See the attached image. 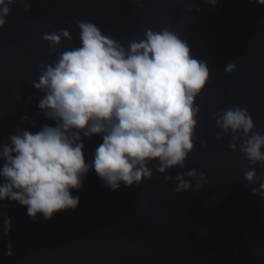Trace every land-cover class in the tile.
Instances as JSON below:
<instances>
[{
  "label": "water",
  "instance_id": "obj_1",
  "mask_svg": "<svg viewBox=\"0 0 264 264\" xmlns=\"http://www.w3.org/2000/svg\"><path fill=\"white\" fill-rule=\"evenodd\" d=\"M26 2L31 11L16 0L0 31V144L17 128L35 132L54 124L40 114L43 94L32 84L39 80L38 66L57 59L43 35L70 32L72 41H63L57 55L78 47L77 20L94 23L126 48L147 29L168 28L187 42L193 58L207 63L210 79L196 101L201 111L194 151L184 169L166 173L171 182L149 164L151 181L112 191L92 170L72 192L79 197L77 210L54 214L51 221L42 215L33 221L26 208L0 203V264H264V200L244 180L250 165L239 151L242 142L232 151L231 133L217 141L224 134L212 119L229 108H246L254 131L264 134V6L250 0H217L215 6L204 0ZM229 63L236 65L231 74L224 71ZM24 116L35 127L21 123ZM84 143L90 161L102 138ZM192 169L207 176L208 186L197 192L192 181V190L176 194L175 176ZM254 170L258 176L264 171L259 165ZM5 215L12 222L10 237L2 232Z\"/></svg>",
  "mask_w": 264,
  "mask_h": 264
},
{
  "label": "clouds",
  "instance_id": "obj_2",
  "mask_svg": "<svg viewBox=\"0 0 264 264\" xmlns=\"http://www.w3.org/2000/svg\"><path fill=\"white\" fill-rule=\"evenodd\" d=\"M139 5L141 0H135ZM215 6L217 0H204ZM264 6V0H250ZM16 0H0V31ZM25 12L31 4L20 0ZM196 12L201 9L196 8ZM80 46L58 55L63 41H72L66 29L47 33L43 40L56 56L54 63H41L38 82L33 87L43 98L40 114L54 124L45 123L35 132L17 128L0 144V203L12 202L26 208L36 221L43 216L51 221L54 214L75 212L79 197L72 192L83 187L92 170L112 191L151 181L153 170L166 175L172 169H184L194 151L197 98L206 88L210 71L207 63L193 58L186 41L168 28L147 29L144 38L129 41L127 48L106 37L89 21H76ZM236 70L235 63L225 66V73ZM222 141L232 134L228 148L239 151L250 169L244 180L253 195L264 200V171L257 175V165L264 169V134L255 132V124L246 108L233 107L214 114ZM23 124L34 121L24 116ZM102 138L93 158H85V140ZM202 145L206 142L201 141ZM158 162V163H157ZM199 192L209 184L207 176L195 169L175 176L176 194L193 189ZM258 183L259 187H255ZM11 219L3 217V236L10 237ZM5 255L13 256L9 239Z\"/></svg>",
  "mask_w": 264,
  "mask_h": 264
}]
</instances>
